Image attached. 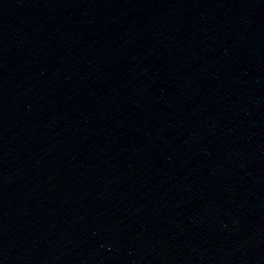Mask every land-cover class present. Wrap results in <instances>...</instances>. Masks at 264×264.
<instances>
[{
	"label": "water",
	"instance_id": "water-1",
	"mask_svg": "<svg viewBox=\"0 0 264 264\" xmlns=\"http://www.w3.org/2000/svg\"><path fill=\"white\" fill-rule=\"evenodd\" d=\"M0 264H264V0H0Z\"/></svg>",
	"mask_w": 264,
	"mask_h": 264
}]
</instances>
